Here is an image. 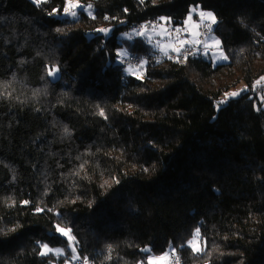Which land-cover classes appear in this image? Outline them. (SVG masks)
Wrapping results in <instances>:
<instances>
[{
    "label": "trees",
    "instance_id": "1",
    "mask_svg": "<svg viewBox=\"0 0 264 264\" xmlns=\"http://www.w3.org/2000/svg\"><path fill=\"white\" fill-rule=\"evenodd\" d=\"M81 1L90 13L73 17L66 0H0V264H52L41 245L69 252L68 235L89 264L170 250L181 264H264V102L250 91L264 0ZM192 6L214 12L226 62L154 63L142 39L118 40L144 20L180 26ZM120 49L145 60L141 77Z\"/></svg>",
    "mask_w": 264,
    "mask_h": 264
},
{
    "label": "rangeland",
    "instance_id": "2",
    "mask_svg": "<svg viewBox=\"0 0 264 264\" xmlns=\"http://www.w3.org/2000/svg\"><path fill=\"white\" fill-rule=\"evenodd\" d=\"M32 1L41 2L44 0H32ZM65 8H66L65 12L67 13V15H70L73 17L78 15V13L81 10H84L90 13V9L88 5H85L81 0H66ZM201 13H205V14L212 13L215 16L212 10L202 9L199 6H192L183 24L185 25V30L189 29L191 32H193L194 29L200 24H207L211 29H213L216 23L213 24L211 19L208 18L206 15L202 17ZM189 17H191V19H189ZM216 22H217V19H216ZM174 28L175 27L171 26L169 18L161 17L159 20H156L155 25L149 28L140 27L138 30H131L129 32H124L120 34L118 37V40L124 43L127 40L132 41L135 38H140L145 43L149 44L150 47L154 51L168 52L169 50H174L176 52L178 47L180 46L181 38L179 37V33ZM110 31H111V28H107V29L101 28V32H103L105 35H109ZM196 38L197 36L192 37L191 40L194 42H197ZM216 41H219L218 45L216 44ZM205 43L209 48V51H208L209 57L214 64L226 62L228 60L227 58L226 59L224 58V57H227L226 53L221 48L220 40L214 33H212L211 36L206 39ZM128 52H129L128 50L120 49L118 51V57L120 58L122 55ZM145 65H146V62L143 59L139 66H125V67L123 66L124 74L141 77L144 72ZM50 72L52 74H50ZM49 76L52 80L58 79L60 77V71L58 67H54L53 69L49 70ZM244 89H245V85L243 83H240L236 88L232 89L227 94V96L229 98H237L240 94H242V92H244ZM258 94L259 93H257L256 95ZM258 97L264 102V93H262L261 95H258ZM70 237L71 235H68L69 239ZM191 240H193V238ZM189 246L191 247L192 250L194 248H198L199 251L193 250L196 253L202 252L203 242H202L200 233H199V236L196 238V240H194L193 245H189ZM48 247L53 250H56V249L61 250L60 252L52 251L48 253L56 257V261L52 264H73L74 260L78 256L75 246L73 244V239L70 240V243L68 246L69 252H67V250L63 247H50L49 245ZM73 249H75V251H73ZM146 263L147 264H168V258L166 255L149 257L146 260Z\"/></svg>",
    "mask_w": 264,
    "mask_h": 264
},
{
    "label": "built area",
    "instance_id": "3",
    "mask_svg": "<svg viewBox=\"0 0 264 264\" xmlns=\"http://www.w3.org/2000/svg\"><path fill=\"white\" fill-rule=\"evenodd\" d=\"M155 24L156 23H152L150 21L144 20L133 24L130 27V29L138 30L142 26L149 28ZM174 29L179 33V37L181 39H188V37L184 34L180 26H175ZM211 34H212V29L207 24H200L198 35L196 38L197 42L188 40L187 44L181 50L176 52L151 51L148 54V57L154 63H162V62L182 63L186 61L188 58L208 59L209 48L206 45L205 41L208 37L211 36ZM141 61H142L141 56L135 52H128L119 58L120 64L124 67L138 66L141 63ZM250 91L252 94L263 93L264 77L253 83ZM224 99H226V97H224ZM181 262H182V257L179 252L172 250L168 253V264H181ZM73 264H89V261L81 256H77Z\"/></svg>",
    "mask_w": 264,
    "mask_h": 264
},
{
    "label": "snow or ice",
    "instance_id": "4",
    "mask_svg": "<svg viewBox=\"0 0 264 264\" xmlns=\"http://www.w3.org/2000/svg\"><path fill=\"white\" fill-rule=\"evenodd\" d=\"M73 14H75V13H73ZM207 16L208 18H210L211 19V21H212V23L214 24V23H216V18H215V16L212 14V13H207V14H205V13H201V16L203 17V16ZM189 19H191V17H189ZM181 43H185V41H181ZM216 44L218 45L219 44V41H216ZM177 51H178V49H177ZM225 59L227 58V57H224ZM50 74H52L51 72H50ZM101 115H103V112H101ZM25 203H27V202H25ZM57 231H59L61 234H63V235H68V232L67 231H65L64 229H62V228H59V227H57ZM199 228H197L196 230H195V233H194V236H193V240H189L188 241V243H189V245H193V242H194V240H196V238L199 236ZM72 238L70 237V240H71ZM194 251H199V249L198 248H194L193 249ZM52 251H56V252H60L61 250H59V249H56V250H53V249H50L49 247H48V245H46V244H44V245H41V251H40V255L41 256H45V255H47L49 252H52ZM73 251H75V249H73Z\"/></svg>",
    "mask_w": 264,
    "mask_h": 264
},
{
    "label": "crops",
    "instance_id": "5",
    "mask_svg": "<svg viewBox=\"0 0 264 264\" xmlns=\"http://www.w3.org/2000/svg\"><path fill=\"white\" fill-rule=\"evenodd\" d=\"M184 22H185V20H184ZM184 22H183V24H184ZM183 24L180 25V27L182 28V31H184V34L188 37V39H181L180 40V41H185V43H180V46L178 47V51L181 50L187 44L188 40H191L192 37H196L197 36L196 34H198L197 32L199 30V26H197L193 32H191L189 29L185 30V25H183ZM152 51H154V50L152 49ZM170 51H174V50H169L168 52H170Z\"/></svg>",
    "mask_w": 264,
    "mask_h": 264
},
{
    "label": "bare ground",
    "instance_id": "6",
    "mask_svg": "<svg viewBox=\"0 0 264 264\" xmlns=\"http://www.w3.org/2000/svg\"><path fill=\"white\" fill-rule=\"evenodd\" d=\"M146 21H150V22H152V23H156V21H153V20H146ZM143 27H145V26H142L141 28H143ZM264 93V92H263ZM170 251H172V250H170ZM170 251H168L165 255L167 256V258H168V253L170 252Z\"/></svg>",
    "mask_w": 264,
    "mask_h": 264
}]
</instances>
